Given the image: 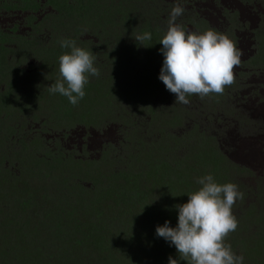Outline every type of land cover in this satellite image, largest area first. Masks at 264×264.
Masks as SVG:
<instances>
[{
    "label": "rangeland",
    "instance_id": "rangeland-1",
    "mask_svg": "<svg viewBox=\"0 0 264 264\" xmlns=\"http://www.w3.org/2000/svg\"><path fill=\"white\" fill-rule=\"evenodd\" d=\"M17 1L26 8L11 11L35 14L16 15L12 27L0 23V219L14 220L16 200L40 191L48 206L46 220L50 226L39 236L43 245L38 254L34 249L19 251V260L13 264H55V257L64 253L71 254L75 264H168L170 255L176 258V250L155 235V228L166 220L175 226L177 211L173 206L187 202V193L200 187L197 178L208 173L220 184L235 183L244 193L232 207L243 233L233 231L225 243L237 255H244V264H264V252L256 245L264 247V84L259 81L264 80V49L260 56L248 50L241 52L238 72L233 69L236 79L222 94L204 98L194 94L186 105L174 103L175 95L158 79L163 61L159 40L168 28L161 19L163 5L171 11L181 1L55 0L58 11L51 15L48 0H30L31 5L3 0L0 19L4 14L9 16ZM225 7L217 1L216 13ZM232 13L231 29L238 25L243 36L249 34L257 40L261 29L255 20L239 22V9L233 8ZM45 14L32 28V21ZM211 14L209 17L216 20V14ZM187 15L185 10L176 23ZM26 19L28 23H21ZM199 21V33L215 29L214 23ZM145 31L152 34L151 41L145 42L149 47L132 38ZM61 38L74 39L77 46L92 51L100 71L98 77L89 78L86 95L75 106L66 97L48 91L59 76L58 57L68 51L59 47ZM229 38L240 46L237 38ZM248 83L262 88L258 111L255 106L250 110L241 104L242 85L248 88ZM243 109L254 117L246 140L235 137L236 132L244 138L245 124H250ZM132 115L147 129L148 136L152 130L150 138L156 146L166 139L161 143V157L169 162L167 166L176 178L167 184L160 170L167 189L155 174L146 176L150 182L142 180L147 192L137 176L130 184L127 179L131 172L124 173L132 171V167H125L130 164L122 171L117 166L101 168L106 162L102 155L110 150L124 152L120 164L127 160V143L134 140H126L122 126ZM112 120L113 139L106 143L96 131ZM227 131H233L227 133L233 137L228 136L224 144L221 137ZM139 147L133 151L135 161L148 160L149 152ZM72 161H77L75 170L69 167ZM66 176L76 189L65 187ZM75 180L83 182V190ZM126 186L132 187L130 193ZM91 213L90 225L78 222L76 229H70L73 238L65 239L60 228L62 237L54 232L55 221L66 228L64 223L77 222L81 217L85 223ZM24 228L28 234L32 230L28 225Z\"/></svg>",
    "mask_w": 264,
    "mask_h": 264
},
{
    "label": "clouds",
    "instance_id": "clouds-1",
    "mask_svg": "<svg viewBox=\"0 0 264 264\" xmlns=\"http://www.w3.org/2000/svg\"><path fill=\"white\" fill-rule=\"evenodd\" d=\"M2 1L0 0V4ZM148 1L153 2L152 0H142L144 4ZM177 1L182 3H176L171 11H169L168 6L163 5V9H165L163 13L164 19L160 15L156 16L164 21V25H168L165 35L159 40L162 45L159 51L163 55V61L158 79L163 82L170 93L175 95L174 103L186 105L190 102L188 98L194 94L201 98L210 94H222L225 87L231 85L236 79L234 78L233 69L237 70V66L240 64L241 52L248 50L251 52L250 54L260 56L264 49V0ZM217 1L219 4L226 6V9L222 10L220 14L216 13L215 10ZM30 2V0H21V3H27L28 5H31ZM54 2L55 0H48L47 3L52 7L48 6L49 8H47L48 13L51 15H55L56 11H58V9H55L57 4ZM18 8L26 7H20L19 1L12 4L9 16L4 14L2 16L3 19H0V23H10L12 27L15 25L16 15L27 17L35 14L34 11L26 12L24 10L22 13L20 10L11 11ZM233 8H237L240 11L239 22L244 20L253 22L255 20L256 27L261 29V34L257 40L249 34L243 36L241 27L238 25L231 29ZM227 9L230 10V13H227ZM185 10L188 12L185 20L182 21L181 18V21L176 23L177 18L182 16ZM211 12L216 14V20L209 17L212 16ZM47 14L38 16L36 21H32L31 27H36L40 19ZM200 19L214 23L215 29L199 33L197 24ZM22 22L28 23V19L22 20ZM185 23H188L187 28L183 27ZM204 26L206 25L204 24ZM188 29L193 32L188 31ZM27 30L31 29L27 27ZM226 31L227 33L225 34ZM230 36L237 38L240 46L236 47L233 40L229 38ZM132 38L140 46L149 47L146 46L145 42L151 41L152 34L145 31L136 34ZM79 39L78 41L81 43L84 42L81 41L80 37ZM57 43L61 49H68V51L58 57L59 76L54 83L48 86V91L51 94H58L63 98L66 97L69 104L75 106L85 97V86L89 83V78L100 75L99 68L95 66L96 56L92 51L77 46L74 39L61 38ZM259 81L264 84V80ZM248 86L246 88L242 85L241 104L248 106L250 110H254L255 106L256 111H258L257 100L261 99L260 92L262 88L255 89L249 83ZM92 87L90 90H93ZM98 89H94V91L97 92ZM55 105L58 107L62 106L58 102H55ZM244 115L245 121L250 124H245L244 138L242 136L239 137L235 132V137L241 140L248 139L246 135L249 134L246 130L254 122L252 113L246 111ZM82 121H84V118H82ZM153 126H156V124ZM113 128L114 122L112 120L111 123L109 122L103 126L101 130L96 131V134L100 135L99 139L102 136L106 143L110 142L113 139ZM122 129L126 140L128 137H132L134 140L133 144L127 143L129 149L127 160L120 164L119 158L124 152L110 150L102 155L106 162H103L102 166L101 163L98 167L110 169L117 166L122 171L125 164H130L125 167L127 169L132 167V171H124V173L131 172L127 180H130V184H134L137 176L138 183L140 184L141 182V187L144 191H146V187L142 185V182H150L149 177L146 178L148 174L149 176L152 174L157 175L158 182L163 185L159 175L161 169H163L162 177L167 184H170L171 180L176 179L172 176L170 168L167 166L169 162L161 157V143H164L166 139L163 138L160 144L156 146L150 138L152 130H150L148 136L146 134L147 129L137 123L133 115L125 122ZM227 133H233V131H227L226 136L221 137L222 143L226 142L224 144H227L228 136L233 137L232 134L228 135ZM54 141L55 139L52 140V142ZM135 146H140L139 148L144 150V153L149 152V159L143 160L139 158L136 162L133 151H137L136 149L138 148H135ZM234 152L236 153L237 151ZM76 163L77 161H72L69 167L75 170ZM53 164L52 169H55L54 161ZM66 164L67 162L64 165ZM59 179L61 180V176ZM65 180L68 182L65 187L76 189L69 177L66 176ZM75 182L79 189L83 190V182L76 180ZM196 183L200 187L194 192L187 193V202L173 206L177 211L175 226H170V222L166 220L163 225H157L155 228V235L163 238L170 247H174L176 250V258L170 255L168 264H181L182 261L185 264H244V255H237L232 250L231 245L225 243V238L231 235L233 231L238 229V231L242 232V227H238V221L232 213V207L236 201L244 198V193L239 190L238 185L235 183H218L211 173L198 177ZM163 187L167 189L166 186L163 185ZM91 189L86 188L85 190ZM126 189L127 193H130L132 187L126 186ZM22 196L27 197L25 200L21 198L16 200L14 220L0 219V264H13V261L16 263L19 260L17 256H20L18 255L19 251L34 249L33 251L38 254L39 248L43 245L39 236L42 234L43 229L50 226L48 225L49 219L46 220V209L48 206L42 193L37 191L30 195L26 193ZM41 205L43 206L42 208ZM16 215L20 216V218ZM80 219L77 222L73 221L71 224L64 223L66 228L59 224L58 221H55L54 232L60 235V228L65 239L73 238L75 235L70 232V229H76V223L78 222H80L81 226L90 225L92 213L89 220L86 217L85 223L82 222L85 217ZM25 225L32 228V230H29V234L24 228ZM92 243H96L95 237ZM256 245L260 251L264 252V247L259 243H256ZM72 258L71 254H61L55 257V264H75V262L71 263Z\"/></svg>",
    "mask_w": 264,
    "mask_h": 264
},
{
    "label": "bare ground",
    "instance_id": "bare-ground-1",
    "mask_svg": "<svg viewBox=\"0 0 264 264\" xmlns=\"http://www.w3.org/2000/svg\"><path fill=\"white\" fill-rule=\"evenodd\" d=\"M217 7V6H216ZM218 8V7H217ZM236 9V8H235ZM216 10V9H215ZM219 11V10H218ZM221 11V10H220ZM215 20V19H214ZM244 27V26H243ZM248 27V26H247ZM245 28V27H244ZM246 29V28H245ZM250 31V30H249ZM253 32V31H252ZM244 33V32H243ZM234 40H235V38H234ZM246 52V51H245ZM244 52V53H245ZM243 53V52H242ZM248 54V53H247ZM250 54V53H249ZM246 56V55H245ZM247 57V56H246ZM264 58V57H263ZM246 59V58H245ZM262 66V65H261ZM264 66V65H263ZM261 71V70H260ZM252 80H254V79H252ZM260 80V79H259ZM261 82V81H260ZM257 87V86H256ZM264 98V97H263Z\"/></svg>",
    "mask_w": 264,
    "mask_h": 264
}]
</instances>
